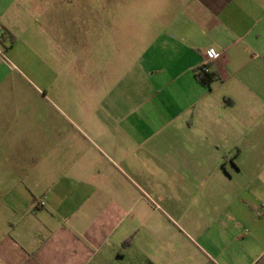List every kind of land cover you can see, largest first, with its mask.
<instances>
[{
	"label": "crops",
	"instance_id": "1",
	"mask_svg": "<svg viewBox=\"0 0 264 264\" xmlns=\"http://www.w3.org/2000/svg\"><path fill=\"white\" fill-rule=\"evenodd\" d=\"M136 1L113 79L22 71L0 0V264H264V0Z\"/></svg>",
	"mask_w": 264,
	"mask_h": 264
},
{
	"label": "rangeland",
	"instance_id": "2",
	"mask_svg": "<svg viewBox=\"0 0 264 264\" xmlns=\"http://www.w3.org/2000/svg\"><path fill=\"white\" fill-rule=\"evenodd\" d=\"M137 4L136 0H6L11 19L22 32L14 50L17 66L24 72L31 68L47 72L52 59L61 68L65 53V72H115L113 79L120 78L133 63L129 59L137 58L144 47ZM7 40L8 47L15 44ZM30 48L37 58L30 55ZM116 53L129 61H109Z\"/></svg>",
	"mask_w": 264,
	"mask_h": 264
},
{
	"label": "built area",
	"instance_id": "3",
	"mask_svg": "<svg viewBox=\"0 0 264 264\" xmlns=\"http://www.w3.org/2000/svg\"><path fill=\"white\" fill-rule=\"evenodd\" d=\"M3 30L0 28V39L1 36L3 35ZM0 54H3V52L0 50ZM216 60V59H215ZM215 60H209V57L206 53L205 59L203 63L198 67L196 70V74H210V65L215 61ZM264 212V210H263Z\"/></svg>",
	"mask_w": 264,
	"mask_h": 264
},
{
	"label": "trees",
	"instance_id": "4",
	"mask_svg": "<svg viewBox=\"0 0 264 264\" xmlns=\"http://www.w3.org/2000/svg\"><path fill=\"white\" fill-rule=\"evenodd\" d=\"M5 35H2L1 36V40H4L5 39ZM11 41L14 43L15 42V38L14 36L11 37ZM196 78L198 80V82L204 86H209L212 81L214 80V77L212 75H209V74H196Z\"/></svg>",
	"mask_w": 264,
	"mask_h": 264
},
{
	"label": "clouds",
	"instance_id": "5",
	"mask_svg": "<svg viewBox=\"0 0 264 264\" xmlns=\"http://www.w3.org/2000/svg\"><path fill=\"white\" fill-rule=\"evenodd\" d=\"M207 55L209 57V60H215L218 59L220 56V53L216 51L215 48H209Z\"/></svg>",
	"mask_w": 264,
	"mask_h": 264
}]
</instances>
